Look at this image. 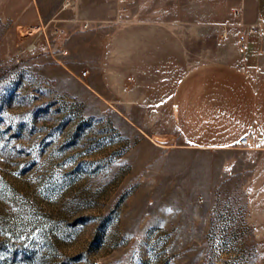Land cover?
<instances>
[{"label": "rangeland", "instance_id": "1", "mask_svg": "<svg viewBox=\"0 0 264 264\" xmlns=\"http://www.w3.org/2000/svg\"><path fill=\"white\" fill-rule=\"evenodd\" d=\"M255 1L0 0V264H264V143L193 147L166 97L87 86L99 38L151 24L174 28L185 68L259 79Z\"/></svg>", "mask_w": 264, "mask_h": 264}, {"label": "crops", "instance_id": "2", "mask_svg": "<svg viewBox=\"0 0 264 264\" xmlns=\"http://www.w3.org/2000/svg\"><path fill=\"white\" fill-rule=\"evenodd\" d=\"M255 12L264 29V0L255 1ZM142 30L164 34L150 38ZM173 30L167 24L130 25L99 38L97 59L87 66V86L110 92L120 103L128 95L130 104L142 108L166 97L176 130L193 147L234 148L250 133L264 143V74L256 80L221 61L185 68V54L179 52L185 44ZM170 47L176 49L171 53ZM171 71L176 79L170 90Z\"/></svg>", "mask_w": 264, "mask_h": 264}, {"label": "built area", "instance_id": "3", "mask_svg": "<svg viewBox=\"0 0 264 264\" xmlns=\"http://www.w3.org/2000/svg\"><path fill=\"white\" fill-rule=\"evenodd\" d=\"M125 0H119V2H124ZM83 29H88L89 28V23L88 22H84L83 24H81ZM241 45L245 44V40H242ZM251 136L252 134H248L247 136H243L239 139L238 141V147L239 148H252L253 147V142L251 140Z\"/></svg>", "mask_w": 264, "mask_h": 264}]
</instances>
